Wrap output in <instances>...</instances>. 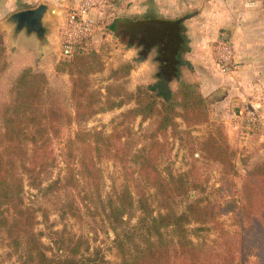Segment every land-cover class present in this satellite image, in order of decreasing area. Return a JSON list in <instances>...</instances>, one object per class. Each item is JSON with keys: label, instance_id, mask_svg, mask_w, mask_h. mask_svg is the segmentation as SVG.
Segmentation results:
<instances>
[{"label": "rangeland", "instance_id": "obj_1", "mask_svg": "<svg viewBox=\"0 0 264 264\" xmlns=\"http://www.w3.org/2000/svg\"><path fill=\"white\" fill-rule=\"evenodd\" d=\"M66 1L50 0L49 6L67 13L73 1ZM127 2L119 0L117 6L125 8ZM257 2L264 5V0ZM1 5L0 2V24L21 9L19 3H12L3 12ZM196 10L194 7L183 14V24L195 16ZM99 18L100 31L93 44L96 52L85 58L82 69L92 98L89 101L99 113L80 125L74 120L73 78L76 77L70 75V69L78 67L65 66L67 60L61 56L59 39L57 52H52V60L46 65L32 66L29 52L18 57L6 51L0 62V115L12 99L13 86L30 69L45 77L46 85L42 84L45 97L54 98L65 116L58 137H52L49 143L46 171L39 180L41 187H32L28 175L18 170L24 183V207L34 210L37 224L33 230L44 245L49 264H122L120 242L127 252L138 245L144 246L139 229L142 216L137 204L139 198L147 197L154 216L166 212L161 208L159 183L151 180L163 181L173 190L177 212H183L196 199L217 203L222 211L232 208L233 211L219 216L218 222L228 233L239 231L237 216L244 204L243 185L248 173L264 164V21L255 23L249 52L241 53L230 30L221 31L217 37L221 41L226 36L232 42L237 67L234 73L219 77L220 84L212 96L222 99L231 90V98H241V103L228 101L220 107V101L205 97L200 85L194 84L207 100L208 121L188 126L177 117L175 127L163 133L157 131L158 115L143 121L127 114L137 107L132 95L140 88L159 83L156 56L150 66L141 65L138 49L129 47L125 37L108 32L110 20L115 18L111 10ZM139 18L145 17L136 19ZM249 29L253 30L252 25ZM4 65L6 69L1 71ZM178 87L179 82L174 91L169 86L172 92H178ZM121 102V106L111 108ZM84 104H88L87 99ZM177 112L182 113L181 108ZM250 112L259 117L256 128L249 126ZM3 132L0 116V135ZM94 132L102 133L107 139L111 137V142L106 140L109 151L103 146L96 147ZM221 144L229 147L231 165L223 163L224 153L217 149ZM125 189L134 197V207L115 229L111 203L116 204L118 195ZM14 217L10 208L0 207V264H38L30 261L27 239L11 237L2 224L6 219L12 225ZM212 227L211 223H194L188 227L189 238L205 252L216 254L219 245L224 244ZM235 264H261V259L250 251L236 256Z\"/></svg>", "mask_w": 264, "mask_h": 264}, {"label": "trees", "instance_id": "obj_2", "mask_svg": "<svg viewBox=\"0 0 264 264\" xmlns=\"http://www.w3.org/2000/svg\"><path fill=\"white\" fill-rule=\"evenodd\" d=\"M107 29L109 33L125 37L129 47L137 48L141 62L155 51L159 63V79L162 82L140 88L136 95L131 96L137 102V107L127 113L129 116L141 117L145 121L158 115L157 131L163 133L169 127H175L177 117H181L188 126L208 121L206 98L197 86L180 79L182 56L189 49L181 19L118 17L111 21ZM95 52L91 49L87 55H78L64 62L67 67H78L77 70L72 67L70 75L76 77L73 78L74 120L79 125L99 113L94 109V103L89 101L92 98L88 95V82L82 70L86 65L85 58ZM5 53L4 35L0 33V62ZM5 69L4 65L1 71ZM44 78L27 69L13 86L12 99L0 115L4 128L0 135V207L7 206L15 215L12 225H8L6 219L2 224L7 227L11 237L23 236L27 239L30 261H37L38 264H49V260L45 256L44 245L33 230L37 224L34 210L24 207V183L18 170L28 175L32 187H41L39 180L46 171L49 143L52 137H58L65 117L61 108L55 105L56 100L45 97ZM173 81L179 82L178 92H172L169 88ZM86 99L88 104H84ZM122 104H115L111 108ZM177 108H181L182 113L177 112ZM79 137L80 133L77 139ZM94 137L96 147L103 146L108 150L111 137L104 138L100 132H94ZM217 149L224 153L223 163L231 165L232 155L229 154L228 145L221 144ZM151 181L159 183L161 208L166 212L154 216L147 197L139 198L137 204L142 212L139 229L144 246L138 245L135 250L127 252L120 242L122 264H235L236 256L250 251H254L264 264V164L254 168L246 177L243 185L244 204L237 216L239 231L233 234L226 232L218 222L219 216L233 211L232 208L222 211L217 203L196 199L188 203L183 212H177L173 190L163 181ZM111 205L112 223L118 229L129 209L134 207V197L125 189L118 195L116 204ZM194 223L213 224L212 229L219 233V241L224 244L219 245V252H205L189 238L188 227Z\"/></svg>", "mask_w": 264, "mask_h": 264}, {"label": "crops", "instance_id": "obj_3", "mask_svg": "<svg viewBox=\"0 0 264 264\" xmlns=\"http://www.w3.org/2000/svg\"><path fill=\"white\" fill-rule=\"evenodd\" d=\"M28 1L9 0L8 4V1L1 0V6H3L1 10L5 12L8 5H12V3H19V6H21L19 10L35 8L43 3L47 5L51 4L50 0H39L38 2L30 0L29 3ZM72 1L71 5L75 6L78 0ZM118 1H112L108 8L109 11L104 12L105 15L111 10L115 18L127 17L135 19L137 17L155 16L178 20L183 18V14L194 10V7L195 10L197 8L195 16L193 15L192 18L184 22L186 29L185 36L188 40L189 49L182 56L183 65L180 67V79L200 85L201 91L205 93V97L213 99V102L220 101V107H224L228 101L241 103V98H231V90H228V94L226 93V97L222 99L217 100L213 98L212 94L221 81L219 77H225L226 75L219 71L218 66L214 62L211 46L218 41L217 37L221 31L230 30L236 38V44L241 53L249 52L248 46L254 42L251 37L255 34V23L257 20L260 22L264 21L263 4H259L257 0H155V2L153 0H128L127 6L123 8V6H117ZM32 3H34L33 7ZM110 21H113V19ZM250 25H252L253 30L249 29ZM60 29L52 31L49 36V42L43 50L39 48L37 40H33L32 38L19 36L17 40H12L8 34L10 32H6L7 34L3 32L4 46L7 53H12L18 57L23 56V53L26 52L32 54V66H36L37 64L46 65L52 60L51 47L54 44L58 45L60 43ZM58 39L59 42L57 43ZM155 56L156 52L154 51L141 65L150 66ZM177 85L178 81H173L169 84L173 91ZM244 97L246 98V96H243V99Z\"/></svg>", "mask_w": 264, "mask_h": 264}, {"label": "built area", "instance_id": "obj_4", "mask_svg": "<svg viewBox=\"0 0 264 264\" xmlns=\"http://www.w3.org/2000/svg\"><path fill=\"white\" fill-rule=\"evenodd\" d=\"M113 0H78L66 13V19L60 29L61 56L72 59L78 55H87L93 49L94 38L100 31V16L104 15ZM211 53L219 71L224 75L235 72L236 52L232 42L223 36L221 41L211 46ZM249 126L256 128L259 117L250 112Z\"/></svg>", "mask_w": 264, "mask_h": 264}, {"label": "water", "instance_id": "obj_5", "mask_svg": "<svg viewBox=\"0 0 264 264\" xmlns=\"http://www.w3.org/2000/svg\"><path fill=\"white\" fill-rule=\"evenodd\" d=\"M57 14L59 18L56 16ZM65 19V10H57L43 3L35 8L24 9L11 14L0 24V30L4 33L10 32L8 34L12 40H17L19 36L37 40L39 48L43 50L49 42L52 31L60 29ZM56 45L51 47L52 52H57L58 47ZM159 81L162 82V79Z\"/></svg>", "mask_w": 264, "mask_h": 264}]
</instances>
